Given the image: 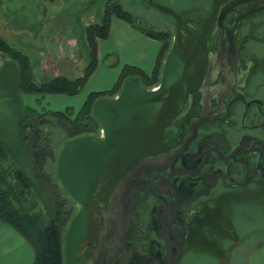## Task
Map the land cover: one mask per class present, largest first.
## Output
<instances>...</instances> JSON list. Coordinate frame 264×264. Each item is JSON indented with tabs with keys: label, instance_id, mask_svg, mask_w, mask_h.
I'll use <instances>...</instances> for the list:
<instances>
[{
	"label": "flooded vegetation",
	"instance_id": "af4514ba",
	"mask_svg": "<svg viewBox=\"0 0 264 264\" xmlns=\"http://www.w3.org/2000/svg\"><path fill=\"white\" fill-rule=\"evenodd\" d=\"M159 31L172 34L173 87L156 128L141 134L138 158L133 147L111 148L118 166L96 196L81 264H175L184 253L180 264L202 213L226 196L264 189V0L193 6L175 13L171 31ZM176 148L146 172L132 214L121 197L110 203L143 158Z\"/></svg>",
	"mask_w": 264,
	"mask_h": 264
},
{
	"label": "rangeland",
	"instance_id": "374dc122",
	"mask_svg": "<svg viewBox=\"0 0 264 264\" xmlns=\"http://www.w3.org/2000/svg\"><path fill=\"white\" fill-rule=\"evenodd\" d=\"M105 1L48 0L52 19L45 26L41 38L26 35L16 37L9 33L7 35V32L3 35L27 51L34 63L38 80H47L63 71L74 76L78 67L89 61L85 27L102 19ZM122 1L138 22L142 20V24L153 29L171 31L176 12L184 13L193 6L207 8L214 0H154V3L151 0ZM169 35L167 39L171 41L172 34ZM79 40L80 43L76 44L75 41L78 43ZM130 40L128 43L131 45L138 42L134 38ZM122 45L120 52L118 48L121 49ZM170 46L167 52L169 54L163 60L161 79L157 81L162 80L168 86L174 80L177 69L172 44ZM146 49L150 53L152 46L147 43ZM137 52V48L128 47L125 42L121 44L120 39L116 41L115 37L106 40L102 44L103 55L99 69L90 84L85 85L76 95L65 94L62 97L46 94L41 98L40 104L48 110H64L67 106L78 110L92 88L104 92L111 90L125 64H135L150 71L152 61L143 59L141 63H136ZM160 86L158 83L157 86L147 87L139 76H129L118 93L114 95L108 92L97 98L94 115L101 124L99 132L75 137H67L61 130L55 133V175L64 192L77 201L71 219L62 229L64 264H81L79 251L90 228L89 219L93 222L97 220V205L92 202L91 197L99 194L108 173L118 166L116 153L111 148L116 147L118 150L117 146L121 144L128 149L138 147L139 153H142V132L156 128L163 105L161 98H156L157 93L151 92V89H160ZM125 126L127 129H124ZM102 128L107 131V140L100 136ZM116 129H120L121 133L113 135ZM121 139L126 143L121 142ZM112 140H116L115 143H111V148L106 149L105 146ZM51 167L49 162L47 169ZM28 178L38 196L40 209L47 214L51 213L49 190L37 180V176L29 175ZM86 203L90 212L84 209ZM262 219L264 189L220 199L215 208L202 213L195 228L192 247L180 264H264Z\"/></svg>",
	"mask_w": 264,
	"mask_h": 264
},
{
	"label": "trees",
	"instance_id": "16d2710c",
	"mask_svg": "<svg viewBox=\"0 0 264 264\" xmlns=\"http://www.w3.org/2000/svg\"><path fill=\"white\" fill-rule=\"evenodd\" d=\"M113 16L127 20L138 30L162 41L152 74L149 75L139 66L125 64L111 90L91 92L78 110L71 106L64 110H38L28 106L20 121L22 140L30 154L36 175L50 192L51 213L47 214L40 209V202L31 181L8 155L0 141V218L12 225L32 244L35 250L33 264H64L62 229L71 219L77 203L64 192L55 175L53 168L56 161L55 133L61 130L65 136L75 137L99 132L101 124L94 115L97 98L108 92L118 93L124 80L132 75L139 76L147 87L157 86L160 83L157 97L162 99L163 94L173 87L163 83L162 80L157 82L161 79L163 60L169 54L167 52L170 50L171 42L164 32L139 23L133 13L124 6L122 0H106L102 19L85 27L89 61L83 74L77 77L64 74L41 81L36 77L34 63L27 51L12 43L10 38L0 34V51L18 63L19 85L22 91L35 94L76 95L82 91L98 66V39H107L110 36ZM49 162L52 167L48 170ZM95 199L96 197H91L94 204H96ZM89 208L86 203L84 209L88 212Z\"/></svg>",
	"mask_w": 264,
	"mask_h": 264
},
{
	"label": "crops",
	"instance_id": "0c3cea01",
	"mask_svg": "<svg viewBox=\"0 0 264 264\" xmlns=\"http://www.w3.org/2000/svg\"><path fill=\"white\" fill-rule=\"evenodd\" d=\"M50 15L51 12L48 0H0V34L7 32V35L9 33L11 36L17 37V35H26L39 39L43 36L42 33L45 26H47L48 21L52 19ZM114 37L116 41L120 39L121 44L125 42L128 47L133 46L138 49V52L135 55V59L138 61L136 63H141L143 59L152 61L151 63L153 64L150 71L139 66L151 75V71H153L155 67L159 51L162 47V41L155 37L148 36L142 31H138V29L127 20L113 16L110 36L107 39H98L99 63L103 55V42L113 39ZM130 38H134L138 42L131 45L128 43L131 42ZM140 41H142L144 45H141ZM75 42L76 44H79L80 40L78 43L77 41ZM147 43L152 46L150 53H148L146 49ZM122 48L123 45L121 49L118 48L120 52ZM99 63L94 73L88 79L86 85L90 84L96 76L97 70L99 69ZM87 64L85 63L84 66H79L75 71V74H73L74 76H72V74H67L64 71L61 74H55L54 76L64 74L69 75L70 77L80 76L83 74ZM19 77L20 71L18 63L0 51V141L8 155H10L14 162L24 171L27 177L29 175L37 176L34 171L30 154L22 140L20 121L28 106L38 110L46 109V107L40 104V101L41 98L46 96V94L51 93H25L20 88ZM158 90L151 89V92L158 93ZM94 91L103 92L104 90L92 88L91 92ZM56 95L62 97L65 96L63 93ZM156 98L158 97L156 96ZM118 99H121V97ZM124 129H127V126H125ZM102 131L103 133L100 134V136L107 140V131L104 130V128H102ZM120 131V129H116L115 132H113V135H118L121 133ZM116 138H118V136H116ZM114 141L116 140L109 142V144L105 146L106 149H110L112 145L111 143H115ZM121 142L126 143L122 139ZM139 151V148L135 147L137 158L141 155ZM37 180H39L38 177ZM34 261L35 250L32 244L12 225L4 222L0 218V264H33Z\"/></svg>",
	"mask_w": 264,
	"mask_h": 264
},
{
	"label": "water",
	"instance_id": "95a60500",
	"mask_svg": "<svg viewBox=\"0 0 264 264\" xmlns=\"http://www.w3.org/2000/svg\"><path fill=\"white\" fill-rule=\"evenodd\" d=\"M152 3H154V0H151ZM225 10L222 8L220 10V15L218 18V22L221 23L223 16H224ZM141 20L139 23H142ZM187 111V107L184 108V110L179 115L182 116ZM186 145H184L185 147ZM180 151V148L173 149L169 152L157 154V155H151L143 158L133 169H131L124 177L118 182V184L113 189V192L110 197V203H113L116 201V198L121 197L125 202H128L127 204V212L129 214H132V208H133V200H135L136 194H137V188L138 184L141 182L143 177L145 176L146 172L149 170L150 167L157 166L167 159H172L178 152ZM86 241L83 242V244L80 247L79 255L83 254L85 249L87 248ZM184 254V253H183ZM182 254V256H183ZM182 256L179 258V260L175 261V264L180 261Z\"/></svg>",
	"mask_w": 264,
	"mask_h": 264
},
{
	"label": "bare ground",
	"instance_id": "6f19581e",
	"mask_svg": "<svg viewBox=\"0 0 264 264\" xmlns=\"http://www.w3.org/2000/svg\"><path fill=\"white\" fill-rule=\"evenodd\" d=\"M253 216V215H252ZM255 216V215H254ZM239 217V216H238ZM240 217H241V215H240ZM245 217H247V216H245ZM251 217V216H250ZM257 217V219H258V216H256ZM244 220L245 219H247V218H243ZM251 219V218H250ZM255 219V218H254ZM235 220V219H234ZM241 220V219H240ZM244 220H242V221H244ZM262 220H264V219H262ZM251 221V220H250ZM236 222V221H235ZM245 222V221H244ZM236 225H237V223H236Z\"/></svg>",
	"mask_w": 264,
	"mask_h": 264
},
{
	"label": "built area",
	"instance_id": "2783aa9c",
	"mask_svg": "<svg viewBox=\"0 0 264 264\" xmlns=\"http://www.w3.org/2000/svg\"><path fill=\"white\" fill-rule=\"evenodd\" d=\"M157 89H158V87H155V88H154V90H157Z\"/></svg>",
	"mask_w": 264,
	"mask_h": 264
}]
</instances>
